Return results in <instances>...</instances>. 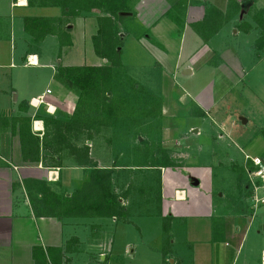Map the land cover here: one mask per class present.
<instances>
[{
    "label": "rangeland",
    "instance_id": "1",
    "mask_svg": "<svg viewBox=\"0 0 264 264\" xmlns=\"http://www.w3.org/2000/svg\"><path fill=\"white\" fill-rule=\"evenodd\" d=\"M136 1L129 0L126 3L125 12L132 15L118 19V34L123 40L115 60L122 69H114L111 93L118 101L116 115L121 122L124 123L125 111L131 106L133 118L139 120L140 124L134 125L135 128L131 127V132L126 129L128 126L125 123L117 125L116 128L103 131L101 141L93 144L86 142L91 147V157L102 155L100 163L103 166L116 164L125 168L119 173L116 184L121 188L118 192L125 193L128 190L127 193L133 200L131 206L126 207L129 223L119 220L114 225L110 224V219L104 218V223L112 228V231L107 232L110 237L107 241L112 242L114 239L113 249H108L107 257L103 260V256H98L99 250L90 248V242H86L73 264H164L165 257L170 255L173 259L168 260L169 264L178 255L184 260H190L193 249L188 242V233L192 230L194 235H190L193 238L211 244L210 249L215 259L225 243L231 244V248L235 246L227 238V221L232 224L233 234H240L242 237L246 232L240 250L237 252L236 247L233 248L237 263L241 264L245 259L248 264H260L261 247L264 246V208L250 211L244 189L247 182L244 157L257 156L264 160V54L258 53L254 48L257 31L245 34L238 27L243 21L252 22L251 18L244 12L241 17L239 14L230 23H226L208 41V49L212 54L203 58L199 65L188 60L186 56L192 49L186 47V58L182 59L181 66L175 71L184 28V2L167 16L169 18L175 13L180 21L176 29H171L165 18L155 32L145 29L139 23L134 9ZM229 1H226L227 8ZM232 1L241 3L244 0ZM164 2L170 4L169 0ZM216 3L218 8L222 6V0H216ZM250 6V12L254 14L264 8V0H255ZM165 7L168 12V5ZM209 7L219 10L214 6ZM21 13L23 11L10 8L9 0H6L5 13L0 12L2 120L7 117L14 119L20 114L17 105L27 94L37 96L49 87L57 88L54 75L59 66L95 67L104 64V60H99L93 52L92 37L97 30L96 18L106 15L105 13L85 14L83 17L88 20L86 24L80 19L82 17L71 21V47H62L58 36H47L41 42H28L20 30L18 16ZM25 14L56 18L61 17V10L34 9ZM64 26L65 22L62 23V28ZM69 26L70 24L65 27L68 29ZM208 26L203 25L206 29ZM192 28L193 26L188 28L186 25V46L204 43ZM150 46L167 52V63L162 64L163 68L156 63ZM26 52L36 53L44 68H24L25 63L20 57ZM218 64L219 68L214 69ZM186 67H191L192 75H184ZM118 96H121L120 100L117 99ZM202 100L206 101L205 105L200 102ZM196 104L204 110L205 116H198L200 111ZM160 105L162 116L156 115L151 120L148 114L152 108ZM115 132L118 134L112 135ZM128 132L129 135L141 134L144 140L149 141L148 145L139 144L136 139L127 140ZM115 140L117 143L127 141L129 149L138 148L143 154L127 152V149L120 151L112 143ZM151 152L159 157L164 152L173 163L172 168L181 167L174 168L172 172L185 179L195 178L200 181V187L197 188L186 182V190L195 191L193 193L203 200L207 197L211 204L210 212L194 208L195 213L192 214L195 216L175 220L171 223L173 226H170L174 227L177 223L178 230L171 231L169 221L163 220L160 205L156 202L160 186L159 171L134 168L145 165V157L150 156ZM148 185L152 187L151 190L146 189ZM207 185H212V192L205 189ZM144 201L149 202H146L148 204L145 211L139 213L143 207L140 203ZM250 214L255 216L252 222H249ZM76 232L83 234V231ZM94 232V229L89 231L88 236ZM127 242L131 249L126 250Z\"/></svg>",
    "mask_w": 264,
    "mask_h": 264
},
{
    "label": "crops",
    "instance_id": "2",
    "mask_svg": "<svg viewBox=\"0 0 264 264\" xmlns=\"http://www.w3.org/2000/svg\"><path fill=\"white\" fill-rule=\"evenodd\" d=\"M226 1L228 0H222V6L218 8L216 0H169L170 4L165 3L164 0H137L134 4V9L137 13L139 23L145 29L148 28L149 30L157 32L159 30L160 22L167 18L171 29L175 30L177 25L180 24V21L176 18L175 13L171 14L169 18L167 16L173 12L175 8H180L182 6L181 3L184 2L185 12L184 19L182 20V22H184V28L180 38L179 50L175 62V71H177L179 65L182 63V59L184 58L186 47L192 49V51L190 50L186 56L189 61H192V64L196 63L199 65L203 62V58L209 56V54H212L208 49V44L210 42H201L196 44L193 43L190 44V46H186V37L184 36V33L186 32V25L188 28H190V26L201 23L204 20L206 9L209 8V6L217 7L219 11L225 13V11H227ZM0 3L2 5L0 12L4 11L5 13L6 0H0ZM9 3L10 8L23 11V13L18 16L21 26L20 30L25 34L28 42L33 41V39L24 31V18L28 17L25 13L28 12L29 14L34 9L46 8L28 7V0H9ZM3 5L5 6L4 8ZM166 5L169 7L168 12H166ZM243 13L244 11L242 10L240 12V17ZM81 17L82 18L80 19L86 24L88 20L83 16ZM230 22L231 21L228 23ZM95 24H97V20ZM95 24L94 27L96 26ZM68 29L70 30L71 28L68 27ZM193 32L198 36L194 30ZM198 37L201 39L200 36ZM193 41L195 42V40ZM150 47L151 53L153 54L156 63L161 68H163L162 64L167 63V52L165 50H158L152 46ZM20 58L25 63L24 68H44V66H41L40 59L36 53L26 52ZM100 59L101 58H99V60ZM101 60H104V64H106L105 59ZM218 63L220 64V62ZM219 64L218 66H215L214 69H218ZM190 68L191 67H186L184 75L193 74L192 69ZM56 86L57 88L55 89L50 87L46 89V91L48 89L51 90V95L47 97V100L56 108L54 115L57 113V111L71 115L77 101L76 94L67 91L65 88H62L58 82H56ZM62 90L64 93H61L63 92ZM45 92L37 96H34V94L30 93L27 94L25 99L21 101L19 105H17V110L20 114H17L15 117L30 116L33 118L43 115V112H45V107L42 106L39 108H34L30 105V101L40 95H44ZM179 99L181 98L179 97ZM200 102H202V105L206 104V101L202 100ZM20 105H22L23 108H27V112L20 111ZM197 108L205 116V113L203 112L204 110L199 107V105H197ZM10 127L0 132V264H45L44 261H47L46 264H73L74 260L80 255L83 245L86 242H90L88 243L90 248H97L99 250L98 256H103V260L106 259L108 249H113L115 243L114 239L112 242L107 241L110 240V237L107 236V232L112 228H110L109 224L107 225L104 223V218H73L59 221L55 218H48L46 216L38 217L34 214L32 199L30 196V191L34 190H32V188L31 190L27 188V186L30 187V183L32 181H43L47 185L51 186L52 191H55L61 195L70 196L85 181L86 174L84 173V170L72 164L71 160H68L62 168H45L42 160L40 162L24 161L22 157L20 139L18 135H12ZM30 129L31 133L40 140L43 138L44 126L41 120H33L30 125ZM92 158L97 162L99 168H107L112 166H103V164L100 163V161L103 159L101 154L97 155L96 158L95 156ZM174 168L179 169L181 167ZM174 168L170 167L168 169H152V171L157 169L160 174L158 177L160 185L159 196L157 197L156 202H158L160 205V214L163 220L169 221L168 227L171 228V231H174V229L178 230L177 223L174 225V227H171L173 226L171 223H174L175 220L193 218L195 216L192 214L195 213L194 208L202 211L206 209V211L208 210V212H210L211 207L207 197H204L203 200L193 193L195 191L188 192V190H186L187 183L191 187L197 188L200 187V181L195 178L185 179L181 175H177L176 172H172ZM234 168L235 167H233V169ZM56 169H58V179L51 180L50 176H54L55 173L53 170ZM167 170H169V173ZM121 171V168H114L113 182L115 183V193L121 197L120 200L122 205L125 207H130V203L133 201L131 195L123 196L124 191L118 192L121 188H119L116 184V180L119 178V173ZM204 175L206 177V174ZM195 182L198 184L194 185ZM205 189L208 191L210 190V192L213 191L212 185H207ZM38 198L40 199L39 196ZM34 201L36 203L37 198H34ZM146 202L149 201L140 203V205L143 207L139 213L145 211V208L148 204ZM250 217L251 218L249 219V222H252L255 216L250 214ZM118 222L119 221L115 220L114 218L110 219V224L117 225ZM126 222H128L127 219L124 223ZM228 222L229 221H227V238L230 239L231 243L233 242L235 244L234 247L231 248V244L225 243V245H223L224 247H222V251L218 252L214 259V254H212L210 249L211 244L209 245L208 243H204L197 238H193L192 235H194V230H192L188 233V242L193 249L192 258L190 260H184L182 257H180V255H178L174 258V260H171L170 264H175L176 261L178 264H238L236 260L237 255H234L233 248L236 247L237 252L240 250L243 240L246 237V232L242 237H240V234H233L232 224ZM93 229L95 232L90 233L88 236L89 231H92ZM76 230L83 231V234H78ZM137 230L140 232L139 229ZM195 232L197 233V230H195ZM125 245L126 250L131 249L128 242ZM263 257L264 246L261 247L260 264H264ZM166 259L170 260L173 258L170 255L167 258L165 257V260ZM241 264H248V261L244 259L243 263Z\"/></svg>",
    "mask_w": 264,
    "mask_h": 264
},
{
    "label": "trees",
    "instance_id": "3",
    "mask_svg": "<svg viewBox=\"0 0 264 264\" xmlns=\"http://www.w3.org/2000/svg\"><path fill=\"white\" fill-rule=\"evenodd\" d=\"M128 1L38 0L36 2V0H28V7L31 8H58L61 10V17L28 16L24 18V31L34 42H41L46 36L52 35L58 36L62 47H70L72 46L69 38L71 30L65 26L91 12L106 14L96 18L98 30L96 35L92 37L95 55L98 58L105 59L106 64L99 67L59 66L56 69L55 80L67 91L77 96L71 115L57 111L55 115L51 116L44 112L45 115L33 118L30 116H19L14 119L7 117L4 120L0 118V132L12 126L10 127L12 135H18L24 161L40 162L42 160L45 168H62L68 160H71L72 164L82 168L86 174L85 181L70 196L52 191L51 186L43 181H32L30 187L27 186V188L34 190L30 191V196L34 214L38 217L46 216L59 221L73 218H114L125 222L129 215L127 208L122 205L121 197L115 193V183L113 182L114 168H121L122 170L125 168L116 164L107 168H99L97 162L91 157V147L86 144V142H92L91 144H93L98 140L101 141L103 138L102 132L112 127L116 128L117 125L125 123L128 126L126 129L131 132V127L140 124L139 120L133 118V107L131 106H128V111H125L124 123L121 122V119L116 115L118 101L111 93L114 69L120 67L115 58L119 53L118 51H120L118 49L123 40L118 34V19L122 17V13H126L125 8ZM254 2L255 0H244L238 3L230 0L225 13L209 7L206 9L204 20L195 24L193 30L207 43L226 23L238 16L243 10L245 14L250 16L252 22L243 21L238 27L245 34L257 31L258 35L254 42V48L258 53L264 54V8L251 14L250 5ZM63 22H65L64 28H62ZM203 25L205 27L209 26L206 29ZM120 69L122 68L120 67ZM119 97L121 96H118V100H120ZM161 106H155L152 110L150 109L151 111L149 110L148 115L151 120H154L156 115L162 116ZM19 110L27 112V108H23L22 105H20ZM200 115L204 114L200 111L198 116ZM33 120L43 122L44 134L41 140L31 133L30 125ZM129 132L127 140L129 138L136 139L139 144L148 145L149 141L144 140L141 134L132 132L133 134L129 135ZM116 134L118 133L115 132L112 135ZM111 140L110 138L109 142ZM117 142L116 140L115 142L112 141L120 151L127 149V152L143 154L139 152L138 148L129 149L126 146L127 141ZM145 159L147 160L144 161L145 165L135 166L134 168L137 170H151L173 166V163L164 152L160 157L151 152L150 156H146ZM146 189L151 190L152 187L148 185ZM244 189L248 198L250 192L247 183ZM127 192L128 190L123 193V196L129 195ZM34 198H37L36 203ZM164 231L167 232L165 225ZM44 263L46 264L47 261H44ZM164 264H169L167 259H164Z\"/></svg>",
    "mask_w": 264,
    "mask_h": 264
},
{
    "label": "built area",
    "instance_id": "4",
    "mask_svg": "<svg viewBox=\"0 0 264 264\" xmlns=\"http://www.w3.org/2000/svg\"><path fill=\"white\" fill-rule=\"evenodd\" d=\"M49 95H51L50 89H48L44 95L32 99L30 105L34 108L43 106L47 114L54 115L56 108L47 100ZM244 169L247 175V184L250 192L248 204L251 211L255 212L260 208H264V160L259 157L245 155ZM53 172L55 174L54 176H50V179L57 180L58 169L53 170Z\"/></svg>",
    "mask_w": 264,
    "mask_h": 264
},
{
    "label": "water",
    "instance_id": "5",
    "mask_svg": "<svg viewBox=\"0 0 264 264\" xmlns=\"http://www.w3.org/2000/svg\"><path fill=\"white\" fill-rule=\"evenodd\" d=\"M127 15H130V14H126V13H122L121 16H127ZM69 28H71V26H69ZM198 183L195 182L194 185H197Z\"/></svg>",
    "mask_w": 264,
    "mask_h": 264
}]
</instances>
